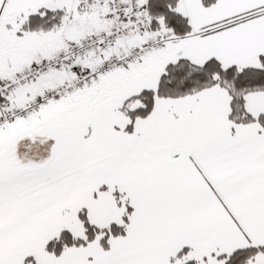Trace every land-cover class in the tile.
<instances>
[{
  "label": "snow or ice",
  "instance_id": "6c2138e0",
  "mask_svg": "<svg viewBox=\"0 0 264 264\" xmlns=\"http://www.w3.org/2000/svg\"><path fill=\"white\" fill-rule=\"evenodd\" d=\"M0 264H264V0H0Z\"/></svg>",
  "mask_w": 264,
  "mask_h": 264
}]
</instances>
